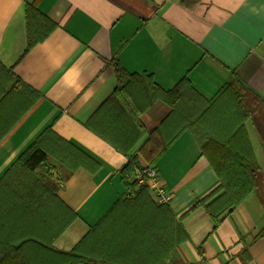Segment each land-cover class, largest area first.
<instances>
[{
	"label": "crops",
	"instance_id": "1",
	"mask_svg": "<svg viewBox=\"0 0 264 264\" xmlns=\"http://www.w3.org/2000/svg\"><path fill=\"white\" fill-rule=\"evenodd\" d=\"M181 1L0 0V63L39 92L24 112L21 100L26 102V97L18 98L16 90L0 94V178L47 128L96 164L91 165L93 171L81 166L56 183L67 167L49 157L54 166L53 176L45 180L52 182L49 191L31 194L36 202L26 218L17 194L0 192V224L1 219L9 226L29 219L27 231L44 238L61 229L52 237V246L69 251L129 193L119 172L127 155L86 125L116 87L114 59L128 72L151 74L165 90L187 76L209 101L235 76L264 100V0H199L191 8ZM31 2L55 27L25 52L26 3ZM170 112L166 102H152L141 114L144 132L128 154L137 151ZM174 120L173 129L180 126V133L152 165L169 194L166 204L181 217L188 236L169 264H264V206L254 199L255 190L217 227L202 206L184 213L219 181L191 130ZM263 125L264 104L245 121L259 172L264 171ZM66 205L75 214L67 227ZM114 254L120 261L127 258Z\"/></svg>",
	"mask_w": 264,
	"mask_h": 264
},
{
	"label": "trees",
	"instance_id": "2",
	"mask_svg": "<svg viewBox=\"0 0 264 264\" xmlns=\"http://www.w3.org/2000/svg\"><path fill=\"white\" fill-rule=\"evenodd\" d=\"M198 1L182 0L181 4L191 8ZM54 27V21L41 13L35 2L26 3L25 52L46 38ZM112 64L116 87L86 125L127 155L119 172L129 195L118 198L82 242L69 251L52 246V237L61 229L52 237L44 238L31 226L33 234L27 231L29 219H20L18 225L12 226L1 219L0 264H169L175 248L188 236L181 217H175L168 204L156 203L147 183L140 182L135 171L140 168L144 176L145 169L152 166L178 136L180 126L177 131L173 129L174 119L182 123L181 128L191 130L200 154L207 158L219 181L211 193L196 200L185 214L202 206L217 227L256 189L259 167L245 132V121L264 100L250 93L235 76L208 101L191 85L187 76L172 89L165 90L156 84L151 74L128 72L118 59L112 60ZM14 90L18 98L26 97V102L21 100L24 105L21 112L28 110L39 97V92L22 83L12 68L0 63V94H13ZM157 99L171 107L170 114L150 132L137 151L128 154L127 150L144 132L142 112ZM260 131L264 145V125ZM43 133L0 178V192L17 194L25 218L31 215V203L36 202L30 198L31 194L49 191L48 186L52 184L45 182L53 176L54 170L49 157L67 167L62 178L57 175L53 180L56 183L78 167L93 171L91 165L96 166L94 160L50 128ZM141 159L145 166L141 165ZM64 212L67 227L75 214L67 205ZM114 253L127 258L117 260Z\"/></svg>",
	"mask_w": 264,
	"mask_h": 264
},
{
	"label": "built area",
	"instance_id": "3",
	"mask_svg": "<svg viewBox=\"0 0 264 264\" xmlns=\"http://www.w3.org/2000/svg\"><path fill=\"white\" fill-rule=\"evenodd\" d=\"M135 173L140 182L145 181L147 183L150 193L156 202L166 203L168 201L169 194L162 185L160 175L155 167H147L144 171V176L140 168H137Z\"/></svg>",
	"mask_w": 264,
	"mask_h": 264
},
{
	"label": "rangeland",
	"instance_id": "4",
	"mask_svg": "<svg viewBox=\"0 0 264 264\" xmlns=\"http://www.w3.org/2000/svg\"><path fill=\"white\" fill-rule=\"evenodd\" d=\"M258 185L255 189V191L252 193V195H255L254 199H259L261 205L264 206V171L259 172L257 176ZM133 264H139V263H133Z\"/></svg>",
	"mask_w": 264,
	"mask_h": 264
}]
</instances>
